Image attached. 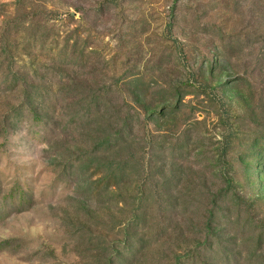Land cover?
<instances>
[{
  "label": "rangeland",
  "instance_id": "1",
  "mask_svg": "<svg viewBox=\"0 0 264 264\" xmlns=\"http://www.w3.org/2000/svg\"><path fill=\"white\" fill-rule=\"evenodd\" d=\"M177 260L264 264V0H0V264Z\"/></svg>",
  "mask_w": 264,
  "mask_h": 264
},
{
  "label": "trees",
  "instance_id": "2",
  "mask_svg": "<svg viewBox=\"0 0 264 264\" xmlns=\"http://www.w3.org/2000/svg\"><path fill=\"white\" fill-rule=\"evenodd\" d=\"M27 73H28V72H26V73L24 74V76H26ZM27 76H28L29 78H33V77H34L33 74H27ZM28 77H27V78H28ZM23 83H25V84L27 83L25 79H23ZM23 86H24V87H25V86L28 87V84L23 85ZM36 92H37V91H36ZM38 108H39V107L37 106V108H35V109L38 111ZM35 114H37L36 111H35ZM36 116H37V115H36ZM179 260H180V259H179ZM179 260H177V264L179 263Z\"/></svg>",
  "mask_w": 264,
  "mask_h": 264
}]
</instances>
